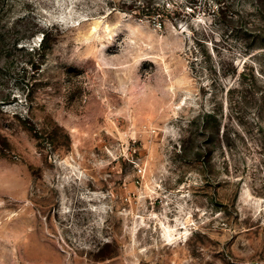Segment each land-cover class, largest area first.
Here are the masks:
<instances>
[{"label":"rangeland","instance_id":"obj_1","mask_svg":"<svg viewBox=\"0 0 264 264\" xmlns=\"http://www.w3.org/2000/svg\"><path fill=\"white\" fill-rule=\"evenodd\" d=\"M0 264H264V0H0Z\"/></svg>","mask_w":264,"mask_h":264},{"label":"trees","instance_id":"obj_2","mask_svg":"<svg viewBox=\"0 0 264 264\" xmlns=\"http://www.w3.org/2000/svg\"><path fill=\"white\" fill-rule=\"evenodd\" d=\"M138 8L140 9V12L141 13H144L145 12L144 15L149 16V17H153L155 15H158V14H160L159 12L161 11V9L159 7L158 8L157 7L156 8L153 7V9H152V8L148 7L147 4H142L141 7L139 5ZM218 13L219 14L222 13V9H219Z\"/></svg>","mask_w":264,"mask_h":264}]
</instances>
